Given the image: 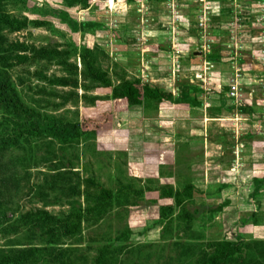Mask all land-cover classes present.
Segmentation results:
<instances>
[{"label":"rangeland","instance_id":"374dc122","mask_svg":"<svg viewBox=\"0 0 264 264\" xmlns=\"http://www.w3.org/2000/svg\"><path fill=\"white\" fill-rule=\"evenodd\" d=\"M247 1L251 34L248 30L241 38H256L255 53L247 45H233L236 32L229 24L234 14L229 12L223 15L221 30L222 50L228 52L220 60H205L204 20L201 11L193 10L189 32L199 40L188 37L192 40L189 52H194L188 54L192 61L187 63L180 61L179 50L173 47V0H82L69 8L60 0H14L4 5L15 17L47 23L9 34L12 40L62 54L61 61L10 72L21 98L40 113L73 123L111 110L110 91L86 75L85 58L90 68L105 73L112 86L139 79L168 92L173 103L144 99L140 105L112 111L104 129L92 139L68 144L38 140L4 154L0 161L6 165L0 166L1 250L23 244L41 246L37 239H28L30 232L17 227L24 212L41 209L63 217L71 208L93 204L98 190L83 181L89 178L111 191L130 185L142 193L112 199L101 217L81 221L75 238L60 240L57 247L69 250L65 254L76 264H89L96 249L107 244L115 247L114 264H176L175 248L185 244L192 247L185 260L199 264L197 259L211 251L232 223L241 242L238 264H264V189L250 198L246 195L250 189L234 184L218 188L221 183L210 179L221 175L225 182L226 176L238 172L264 180V0ZM62 10L68 14L64 22L56 17ZM91 22L96 26L91 28ZM82 25L87 28L82 30ZM175 30L179 37L187 35L184 29ZM35 70L40 76L33 74ZM60 78L75 85L54 80ZM233 86L234 97L230 95ZM189 88H194L195 95ZM187 95L210 105L189 111L177 103ZM215 100L218 103L211 104ZM240 105H248L250 112ZM215 158L221 166L214 167ZM56 171L64 175L53 189L49 179ZM201 171L209 174L203 179ZM165 184L177 191L188 184L190 188L170 218L158 222L160 200L154 190ZM126 229L130 234L115 240Z\"/></svg>","mask_w":264,"mask_h":264},{"label":"trees","instance_id":"16d2710c","mask_svg":"<svg viewBox=\"0 0 264 264\" xmlns=\"http://www.w3.org/2000/svg\"><path fill=\"white\" fill-rule=\"evenodd\" d=\"M13 1L0 0V161L5 156L4 154L15 150L22 143L49 139L57 143L68 144L78 142L79 139L81 141L92 139L98 131L104 129L110 120L112 111L119 110L122 107L140 105L144 99L154 101L167 100L173 103L168 92L158 88H150L139 79L124 81L117 86H112L106 78L105 73L93 67L90 68L85 58L83 60L84 69L85 71H89L86 75H89L90 80L110 91L112 101L111 110L100 114L96 119L84 118L79 122L73 123L63 122L59 119L56 120L40 113L21 98L20 92L14 87L13 81L11 80L10 72L16 67L28 66L30 64L36 66L42 64L44 66L45 63L56 62V60L61 61L59 59H61L62 54H59L57 50L51 51L44 47L35 48L10 38L9 34L25 30L28 26L43 27L47 25L42 20H28L25 17L18 18L8 13L4 9V5L7 2ZM60 1L64 8H69L77 5L79 2L81 3L82 0ZM93 1L105 0H85L87 3ZM108 1L133 2V0ZM147 1L164 2L166 0ZM56 17L59 21L64 22L68 14L62 10L57 13ZM89 24L91 28L96 26L95 22ZM83 27L87 28V26L82 25V30ZM63 63L64 61H62ZM33 74L37 77L40 76L38 70H35ZM54 80L62 85L66 83L75 85V81L69 82L65 78ZM189 89L193 90L194 88ZM177 103L191 107H198L199 105V102H197L194 96L180 100ZM0 166L6 167L4 162H0ZM63 175L62 171L53 172L50 175L52 178L49 179V187L58 188L55 182L62 180ZM83 181L98 190L96 195H92L94 197L93 204L84 208L80 206L71 208L70 212L63 217L50 215L47 211L41 209L24 212L17 220V227L21 226L25 231L30 232L28 239H37V242H41V246L23 244L21 245L22 247L6 248L5 250L0 249V264H76V259H69L65 254L69 250H62L57 247L58 244H62L60 240L63 238H75L80 232L81 221L86 220L87 222L93 216L101 217L103 215L102 213H105L106 208L109 207V202L112 199H117L119 196H124L127 193L132 197L137 194L139 196L142 193L141 190L134 191L130 185H126L117 191H111L93 182L92 179L86 178ZM260 185V182H256L251 191L250 198L259 193ZM37 188H40V186ZM189 188L190 185L188 184L177 191L172 189L171 185L165 184L154 190L157 193V198L160 200L157 215L158 222H163L170 218L174 208L182 202L181 195ZM143 189L148 190L146 187ZM74 191L75 193L78 192L77 190ZM1 197L2 194L0 192V199ZM128 198L132 199L131 197ZM190 221L191 217H189L188 223ZM129 234L130 232L126 229L119 233L115 237V240H120V238H124ZM240 243L236 224H227V229L221 240L212 246L210 252L203 253L197 259V262L199 264H232L237 262L238 264L242 261L239 254ZM117 249L120 251L119 248ZM191 249V245H178L175 248V251H177L175 263L188 264L185 258L191 252ZM114 253L115 247L108 244L103 245L96 249V256L91 259L89 264H114V258L116 257L113 255ZM158 262L148 261L145 264H159Z\"/></svg>","mask_w":264,"mask_h":264},{"label":"crops","instance_id":"0c3cea01","mask_svg":"<svg viewBox=\"0 0 264 264\" xmlns=\"http://www.w3.org/2000/svg\"><path fill=\"white\" fill-rule=\"evenodd\" d=\"M166 1H164V2H166ZM200 1H201V4H200V2H198V0H173V14H174L173 15V34H175V36L173 37V47L177 48V51L179 50L178 51L180 53L179 59L181 58L180 61H183L185 63L192 61L191 59L189 60V58H188V54H191V53L193 54V52H194L192 50H190L191 52H189V49H190L189 47L192 45L190 40L191 39L195 40L194 37H196V39L199 40V38H197V36L193 37V33L189 32L191 30V27L193 26V25L191 26V23H192L191 19H192V15L194 13L193 10H195L197 12L201 11L202 20H204V24H203L204 29H203V32L201 35L202 36L201 45H204L206 47V50H204V53H205V55H203L204 57L199 55L200 57H203L205 60H208V61H211L213 59L220 60L221 57H223L224 53L228 52V51H224L225 50V47H224L225 41H223L224 32L221 30L223 27H225V25L223 23L225 18L223 17V15L226 13H229V12H231V14H234V17L232 18V22H230V24H229L230 26H233V28L236 32V37L234 38L235 41L233 39V41H234L233 45H235V46H237V45H241V46L245 45L246 46L247 45V47H249V50L252 52V54L255 53L256 50H254L253 48L256 47L255 46L256 38L255 39L252 38L251 35H249L247 37H243V39L241 38L242 36L245 35V33H248V30H249V33L251 34L250 27L252 25V22L250 21L251 20L250 9L248 11V8L246 7V5H247L246 2H248L247 0L246 1L245 0L244 1H241V0H200ZM113 2H115V1H113ZM152 3H163V2H152ZM144 11H145V9H144ZM253 24H255V23H253ZM175 29H184L185 34H187V35L179 37L178 34L176 33ZM238 35H240V36L238 37ZM188 37H190L191 39ZM261 41H262V39H261ZM179 43H181V44H179ZM258 43H259V45L262 44L261 42H258ZM263 44H264V41H263ZM222 49H224V50H222ZM197 54H201V53L197 52ZM240 66H242V68H240V69H242V70L245 69V68H243L244 64H242L241 62H240ZM190 91L194 92L193 95H195L196 91H194V90H190ZM189 97H193V96L187 95L186 98H189ZM219 97L221 99L222 95L220 94ZM194 98L197 100V102H199V105H198V107H199L201 104V101H199L200 99H198L196 96H194ZM215 103H218V101L215 100L211 104H215ZM220 103H221V101H220ZM220 103H219V105H221ZM201 105L206 106L208 108L210 104L204 102ZM219 105H218V107H219ZM181 106L187 107L188 110L193 109V108H197V107H191V106H186V105H181ZM239 108H241V109L245 108L248 111L250 110V107L248 105H245V106L240 105ZM240 117H243L245 120H247L246 119L247 116L244 117L241 115ZM243 118H241V119H243ZM204 121H206L205 117L203 119V123H204ZM213 146H215V145H213ZM189 148H190V146H188V149ZM222 149H224V147ZM219 150L221 152V148ZM233 151L234 150H232V152ZM208 153H210V156H212L211 151H208ZM213 153H215V152H213ZM218 160H220V159H218ZM218 160L216 158L213 159V162H215L214 167L217 165H218V167L221 166V164L219 163ZM209 162L213 163L212 160H209ZM201 173H202L203 179H204V175L209 174L208 172H205V171H203V172L201 171ZM217 173L219 174V172H217ZM246 176L244 177L243 174L241 175L240 173L235 172V173H230L229 176H226L227 181H225V182L223 180V176H221V175H218L215 178L210 177V179L215 180L218 183L219 182L221 183V185H219L218 188H232L231 185L229 186V184H234V185H237L239 187H243L246 190L250 189L246 193V195L248 197H250L251 191L254 188L256 182L261 183L259 191L261 190V188L264 189V180L258 181L256 178H253L250 175H246ZM210 182L212 183V181H210ZM226 183H228V184H226ZM207 184H210V183H206V184H204V186H207ZM224 185H226V186H224Z\"/></svg>","mask_w":264,"mask_h":264},{"label":"built area","instance_id":"2783aa9c","mask_svg":"<svg viewBox=\"0 0 264 264\" xmlns=\"http://www.w3.org/2000/svg\"><path fill=\"white\" fill-rule=\"evenodd\" d=\"M236 90V88L233 86V87H230V91H233V92H230V95L234 97V95L236 96V93L234 94V91Z\"/></svg>","mask_w":264,"mask_h":264}]
</instances>
